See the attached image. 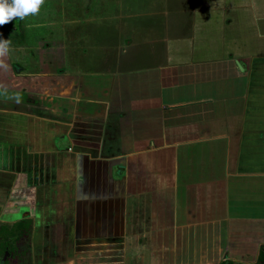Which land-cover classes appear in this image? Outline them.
<instances>
[{
	"label": "crops",
	"instance_id": "1",
	"mask_svg": "<svg viewBox=\"0 0 264 264\" xmlns=\"http://www.w3.org/2000/svg\"><path fill=\"white\" fill-rule=\"evenodd\" d=\"M95 11L79 54L30 47L14 19L0 203L54 250L68 234L67 264H264V0Z\"/></svg>",
	"mask_w": 264,
	"mask_h": 264
},
{
	"label": "rangeland",
	"instance_id": "2",
	"mask_svg": "<svg viewBox=\"0 0 264 264\" xmlns=\"http://www.w3.org/2000/svg\"><path fill=\"white\" fill-rule=\"evenodd\" d=\"M102 1L104 0H44L37 14L29 15L23 19L16 18L15 22H17L18 28L12 29L25 42H29L30 47L37 48V45L39 43L42 44V42L48 45L58 43L60 48L68 54L70 45L74 44V53L79 54L83 51L81 49L83 43L85 44L89 41L90 45L94 47L97 44V40L100 39L102 25L99 12L95 11V9H99ZM87 7L92 11L86 14L84 11ZM13 25L14 19L6 25L0 26L1 39L10 40V34L13 33L11 29ZM31 68L35 67L31 66ZM11 220L12 218L8 215V222H11ZM8 226H11V224L8 223ZM0 238L2 239L1 233ZM33 240L38 241V237H33ZM28 241V239H24L22 246L19 244L14 246L21 253L22 250L25 251L29 248ZM24 254L28 257L27 252ZM251 258L252 256H248L243 262L247 263V260H251ZM21 259L23 261L21 264H26V257L22 255ZM40 263L39 261H34L32 264ZM221 264H230V262L225 261Z\"/></svg>",
	"mask_w": 264,
	"mask_h": 264
},
{
	"label": "flooded vegetation",
	"instance_id": "3",
	"mask_svg": "<svg viewBox=\"0 0 264 264\" xmlns=\"http://www.w3.org/2000/svg\"><path fill=\"white\" fill-rule=\"evenodd\" d=\"M7 198L8 197L5 198L4 203L2 204L0 203V230L5 229L8 231V223L13 225L15 223H18V222H21L27 219L31 220L32 222L31 237H30V241H28L29 248L26 249L25 251L22 250L21 253L19 254V257L18 256L16 257L17 258L16 264H21L23 262L21 259L22 255L26 257V264H32L34 261L36 262L39 261L41 262L40 264H59V262L60 264H67L68 261L66 260V258H68L69 256V247H70L69 245L70 239H69L68 234H65L63 237V249H64L63 251H59L58 248L57 250H54L52 237L48 238L44 244L41 243V241H34L33 237L35 238L39 236V234H37L35 219L32 216L27 215V212L21 209L18 210L17 213H14V214L8 213V199ZM8 215L12 218L11 222H8ZM19 245L22 246V243ZM1 250L3 253L1 254L0 264L3 259H4L3 264L5 263L8 264V259L11 256V253L8 249V236L6 238L5 245L0 244V251ZM6 252H8L9 254ZM26 252L28 254V257L24 254ZM60 254L65 255L66 258L65 256H63L62 258L59 259Z\"/></svg>",
	"mask_w": 264,
	"mask_h": 264
},
{
	"label": "clouds",
	"instance_id": "4",
	"mask_svg": "<svg viewBox=\"0 0 264 264\" xmlns=\"http://www.w3.org/2000/svg\"><path fill=\"white\" fill-rule=\"evenodd\" d=\"M44 0H0V26H4L13 19H23L39 12ZM8 51V41L0 39V57ZM2 65V61H0ZM6 67V65L4 66Z\"/></svg>",
	"mask_w": 264,
	"mask_h": 264
},
{
	"label": "trees",
	"instance_id": "5",
	"mask_svg": "<svg viewBox=\"0 0 264 264\" xmlns=\"http://www.w3.org/2000/svg\"><path fill=\"white\" fill-rule=\"evenodd\" d=\"M31 228L32 222L27 219L18 223H15L11 226H8V231L5 229L0 230L2 241L0 240V244L5 245L6 238L8 236V249L11 253L10 258L8 259V264H16V257H19V250L15 248V244L23 243L24 239H28L30 241L31 237ZM2 250L0 251V258L2 254ZM259 262H264V247L260 251ZM6 264V263H5Z\"/></svg>",
	"mask_w": 264,
	"mask_h": 264
},
{
	"label": "water",
	"instance_id": "6",
	"mask_svg": "<svg viewBox=\"0 0 264 264\" xmlns=\"http://www.w3.org/2000/svg\"><path fill=\"white\" fill-rule=\"evenodd\" d=\"M6 253H8V252H6ZM9 254V253H8ZM7 255V254H6ZM4 263V259L2 260V262H1V264H3Z\"/></svg>",
	"mask_w": 264,
	"mask_h": 264
}]
</instances>
